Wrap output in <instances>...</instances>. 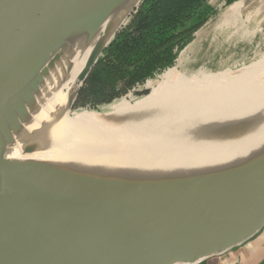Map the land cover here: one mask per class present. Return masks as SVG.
<instances>
[{
  "label": "water",
  "instance_id": "1",
  "mask_svg": "<svg viewBox=\"0 0 264 264\" xmlns=\"http://www.w3.org/2000/svg\"><path fill=\"white\" fill-rule=\"evenodd\" d=\"M128 1L0 0V264H200L264 228V142L210 164L152 151L113 167L30 157L45 149L26 129L46 81ZM141 2L98 36L68 109ZM252 112L216 135L242 143L264 124Z\"/></svg>",
  "mask_w": 264,
  "mask_h": 264
},
{
  "label": "bare ground",
  "instance_id": "2",
  "mask_svg": "<svg viewBox=\"0 0 264 264\" xmlns=\"http://www.w3.org/2000/svg\"><path fill=\"white\" fill-rule=\"evenodd\" d=\"M136 2L124 4L102 26L99 35L106 28L113 32ZM241 11L242 1L232 2L218 26L233 27L230 35H238V20H247V16L241 18ZM98 36L72 55L69 68L63 63L46 81L48 89L41 108L26 129L45 149L30 157L113 167L152 151L167 154L162 158L166 160L210 164L242 156L264 142V124L240 144L216 135L222 125L228 127L251 116L253 110L264 111V55L256 64L235 73L228 69L201 75L199 69H183L193 52L190 42L180 52L176 66L147 83L149 93L144 98L134 103L123 98L107 113L87 110L70 115L67 100L79 84L78 75Z\"/></svg>",
  "mask_w": 264,
  "mask_h": 264
},
{
  "label": "trees",
  "instance_id": "3",
  "mask_svg": "<svg viewBox=\"0 0 264 264\" xmlns=\"http://www.w3.org/2000/svg\"><path fill=\"white\" fill-rule=\"evenodd\" d=\"M214 12L209 0H142L104 49V58L88 74L86 85L109 88V98H114L172 67L194 31ZM82 95L98 108L94 97L87 98L85 90Z\"/></svg>",
  "mask_w": 264,
  "mask_h": 264
},
{
  "label": "rangeland",
  "instance_id": "4",
  "mask_svg": "<svg viewBox=\"0 0 264 264\" xmlns=\"http://www.w3.org/2000/svg\"><path fill=\"white\" fill-rule=\"evenodd\" d=\"M241 1V18L247 16V20H238L237 30L239 34L230 35L232 29H234L233 27H220L218 25L226 7L232 2L228 4L226 0H209V2L214 6L215 12L205 23L194 31L193 39L190 42V44L192 43L191 49L193 52L192 54H189V60L183 64V69L187 68V72L199 69L201 75L204 74V71L217 72L228 69L235 73L241 69L250 67V65L252 66L256 64L260 57L264 55V18H262L264 15L260 14V0ZM134 13L130 15L124 26L128 24ZM124 26H122L121 29ZM244 30H246L245 33H243ZM103 58L104 51L94 67H96L98 63L103 60ZM176 63L177 62L175 61L172 67L176 66ZM163 72L146 79L143 83L137 84L131 89L125 90L114 98H109V95L112 93L109 88L99 90L97 86L98 83H95L94 86L91 83L88 86L86 85L85 80L78 91L74 105L71 110L69 109V114L76 116L78 113L87 110L107 113L111 110L112 104L123 98L130 103H134L138 101V99L140 100L148 95L149 88L147 87V83H153L158 80ZM261 85H264V81H262ZM84 90L87 92V98H95L94 104L96 105L95 107L98 108H92V103L90 101L86 102V98L82 95Z\"/></svg>",
  "mask_w": 264,
  "mask_h": 264
},
{
  "label": "crops",
  "instance_id": "5",
  "mask_svg": "<svg viewBox=\"0 0 264 264\" xmlns=\"http://www.w3.org/2000/svg\"><path fill=\"white\" fill-rule=\"evenodd\" d=\"M260 9L264 15V0H260ZM200 264H264V228L246 243Z\"/></svg>",
  "mask_w": 264,
  "mask_h": 264
}]
</instances>
